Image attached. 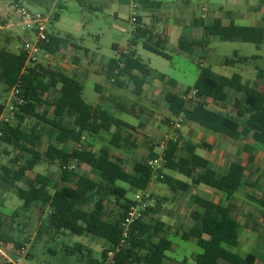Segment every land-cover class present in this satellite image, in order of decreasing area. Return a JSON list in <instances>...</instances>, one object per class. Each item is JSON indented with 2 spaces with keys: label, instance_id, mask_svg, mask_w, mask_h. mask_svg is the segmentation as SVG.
Listing matches in <instances>:
<instances>
[{
  "label": "trees",
  "instance_id": "obj_1",
  "mask_svg": "<svg viewBox=\"0 0 264 264\" xmlns=\"http://www.w3.org/2000/svg\"><path fill=\"white\" fill-rule=\"evenodd\" d=\"M26 4L38 5L50 11L57 0H23ZM144 6L159 2L140 0ZM56 15L55 19H58ZM140 21V19H139ZM6 24L0 16V26ZM205 38L201 40H181L179 48L190 53L196 47L205 48L210 39L255 44L260 47L264 43V26L224 25L216 19L212 25L204 26ZM136 38L144 40V48L162 57H169L163 51L166 40L153 30L137 27L134 30ZM50 41L42 43L41 48L51 56L58 55L69 42L55 33H49ZM78 49V46H75ZM255 58V57H253ZM252 58L239 56L227 58L225 66L235 67L240 63H248ZM122 63L120 73L111 84L118 88H125L127 79L134 83V94L141 97L148 77H154L162 82L166 75L149 68L138 57L137 50L131 48L128 53H121L118 58L111 59L108 64L107 75L111 79L113 70ZM264 80V69L258 71L255 81L243 82V77L235 73L232 77H225L211 68L202 67L198 80L193 88L198 90L200 98L195 104L186 105L180 95L170 91L165 94V102L174 117L185 115L186 123H195L206 130L229 137L235 141L246 142L243 146L247 153L246 165L239 161H232L228 168L220 170L214 163L197 154L199 146L181 135L179 142H172L165 155L164 170L160 171L163 178L160 182L172 192L190 193L193 187L207 186L223 194L227 205L223 206L212 200L192 195L196 209L192 212V219L200 223L178 236L185 242L194 241L202 249L195 253L193 260L196 264H257V260L264 262V256L256 252L245 256L235 250L240 245L241 224L234 218L236 209V195L246 187H255L247 178V172L252 171L255 163L257 145H264V91L259 89V82ZM176 86L172 79L168 81ZM0 85L4 87V94L16 85L20 86L24 103L18 106L15 118L16 124L4 127L5 135L0 138L2 144L12 146L21 151V156L10 160V166L3 167V180L15 188V193L23 202L24 210L40 207L42 212L48 211L43 220L38 237L49 235L51 238L67 236L68 234L83 237L86 234L103 239L108 248L102 252V258L96 260L89 255L88 264H172L169 252L173 250L174 240L170 238L168 225L160 219L150 218L154 207L148 209L142 220L132 225L124 239L123 219L127 210L134 204V197L129 198V189L137 193L149 192L153 181V171L147 160L156 156L151 152L142 163L141 168L135 165L133 172H129L121 159H114L110 148L100 149L98 153L92 150L90 142L104 134H112L110 144L123 151L137 149L138 139L132 134L127 136L123 132L134 131L135 128L124 121L115 118L106 106L110 95L103 94L100 102L92 106L83 98L84 84L77 75L70 76L59 68L38 63L26 66L25 56L14 53L7 48H0ZM102 90L101 86L96 87ZM189 88L187 91H190ZM243 94V99L235 100L234 108L237 116L221 113L211 109L205 99L212 98L215 102L227 103L230 92ZM55 96V101L47 103L45 96ZM1 100V97H0ZM120 107L122 112L134 113ZM5 106L0 104V115ZM36 118L45 127L44 134L27 129L24 124L27 119ZM169 122L171 119H168ZM72 123H71V122ZM48 137L50 142L46 150L38 148V144ZM252 141L255 145L247 143ZM68 142L78 143L80 147L67 148ZM264 149V147H263ZM3 153V152H2ZM59 164L61 181L58 187L52 178L37 174L35 179L27 178L28 172H34L42 162ZM77 162L90 169L89 175L78 174L74 169L67 168ZM18 166V169H14ZM164 171L175 172L187 179H177ZM26 182V187L17 183ZM119 183L129 187L126 188ZM135 194V195H136ZM248 198L258 204L264 214V197ZM106 199H114L120 214L116 218L106 215ZM1 203L0 205H2ZM157 204L160 202L157 199ZM16 214V213H14ZM0 221V231L2 230ZM124 240V241H123ZM5 243L9 239L2 240ZM123 242V243H122ZM17 248H24L23 243L16 242ZM82 244L73 248H66V253L75 254L82 251ZM109 252L114 256L110 259ZM181 264H187L184 261Z\"/></svg>",
  "mask_w": 264,
  "mask_h": 264
},
{
  "label": "rangeland",
  "instance_id": "obj_2",
  "mask_svg": "<svg viewBox=\"0 0 264 264\" xmlns=\"http://www.w3.org/2000/svg\"><path fill=\"white\" fill-rule=\"evenodd\" d=\"M135 1L57 0L50 10L52 17L48 24V30L50 33L58 34L61 37H69V42L58 55L50 58V64L41 62L53 68H59L70 76L77 75L84 84L83 98L92 106L100 102L103 94L110 95L106 102L107 108L115 118L135 128L134 131L127 130L128 132L124 131L123 134L127 136L130 133L133 139L134 137L137 138L139 147L132 151L114 148L110 144V140L112 134L117 132L116 128H113L111 133L104 134L94 141L90 140V142L93 144L92 150L96 153L100 149L110 148L113 158L121 159L129 172L134 171L136 164L141 168L139 165L144 163L151 152L156 153L157 143L161 135L170 130L168 119L175 120L176 117L168 112V106L164 99L167 90L170 88L169 85L163 84L154 77H149L148 83L154 82L161 85L158 89L159 96L156 102L153 103L147 96H151L155 92L152 85H148L145 97H137L134 94V83L127 79H125L126 87L123 89L110 83L107 70L111 59L120 57L123 51H128L131 48L136 49L138 57L150 69L177 81V86L174 89L177 94H182L188 87H194L202 67L211 68L214 72L229 77L239 73L247 81H254L258 71L264 69V43L257 47L255 44L242 41L215 40L210 42L205 49L199 48L187 53L179 48L180 35L173 34L169 42L162 48L169 57H162L145 49L144 40L136 38L134 34L136 25L132 21L135 12L138 16H144L145 9L141 6L140 0L138 1L140 5L137 4L139 8L134 9ZM160 1L169 4L173 0ZM174 2L182 8V11L194 9L195 14L199 15L198 5L201 2H206V0H193L191 4H186L182 0H174ZM215 2L216 0H209L212 9L215 7L213 6ZM256 4L260 9H264L262 0H257ZM27 6L33 13L45 14L47 12L38 5L27 4ZM163 8L166 9L165 5ZM164 9L161 8L160 11ZM56 15H59L58 19H55ZM0 16L6 24L9 23L7 20L10 16L11 23L14 25L9 27V30L0 29V48H7L14 53H19L20 50L17 45L22 43L23 38L32 36L23 31L22 26H20V15L10 9L8 0H0ZM260 25H264V22L261 21ZM164 28H166V24H160L155 30L161 33L164 32ZM186 33L189 34L187 31ZM75 46H78V49ZM236 53L239 56L252 59L248 63H240L235 67L225 66V59L235 58ZM97 86H101L102 90H98ZM10 91L4 94V87L0 85V104L7 105ZM54 97L48 94L45 96V100L49 104L56 100ZM134 103L138 105L135 107L134 113H125L122 112V108L120 109V107H125L132 111ZM209 107L233 117L236 115L233 98L227 104L212 101L211 104L209 103ZM11 124H16L15 119ZM24 127L44 134L46 126L36 118H29ZM186 127L188 124L183 127L185 132L183 130L181 132L183 138L198 144L200 149H198L197 154L206 157V150L209 149L204 147L203 143H209L210 137L205 136L201 128L189 127L186 129ZM49 142V138L45 137L38 144V148L42 151L46 150ZM215 145H219V148L222 146L229 147L234 152H232L234 155L224 154V158L240 162L245 160L242 157L243 141H228L224 136H221L214 141L213 148ZM66 146L69 149H75L77 145L74 142H68ZM263 147L264 145H259V148L263 149ZM20 153L21 151L12 146L5 144L0 146V204L3 203L0 205V221L2 223L0 248L15 264H88L89 255L100 260L102 252L108 248V244L103 239L93 235L86 234L79 237L68 234L56 238H51L49 235L38 237V230L43 220L47 218L48 211L42 212L38 206L24 210L23 202L15 193V188L3 180V167L10 166V160L21 156ZM221 153L222 150L217 149V155L220 156ZM260 163H263V167L262 165L259 166L252 178V182L256 183L257 186L242 189L235 199L234 215L241 223V244L235 251L243 256L252 252L264 255V214L258 204L248 198V195L257 198L264 197V157H261ZM14 169H18V166H14ZM75 171L81 175L90 174V169L84 165L78 166ZM164 173L187 181L185 177L175 172L164 171ZM37 174L49 176L58 187L63 185L59 164H50L44 161L34 172H28L27 178L35 179ZM248 174L249 176L252 175ZM119 184L129 189L127 185ZM17 186L26 187V182L17 183ZM207 189L211 188L201 185L200 188L193 187L188 194L174 193L166 185L156 180L152 182L149 193H156L158 197L152 196L155 206L150 218H157L165 222L169 227L170 238L175 243L173 250L169 252V259L167 260L169 263L181 264L187 261V264H196L193 255L201 253L202 249L194 241L185 242L178 235L198 225V222L192 219V212L196 209L191 198L192 195L199 194L209 197L211 200L220 201L217 193ZM135 194L136 191L129 189V198H133ZM157 199L160 202L159 205ZM105 204L108 218L119 216V207L114 199H106ZM5 239H9L10 242L4 243L2 240ZM16 242L23 243L24 248H17ZM6 244L11 245L5 249ZM78 244L83 245L82 251H75V254L66 253L67 247L73 248ZM9 259H6L0 252V264H10Z\"/></svg>",
  "mask_w": 264,
  "mask_h": 264
},
{
  "label": "crops",
  "instance_id": "obj_3",
  "mask_svg": "<svg viewBox=\"0 0 264 264\" xmlns=\"http://www.w3.org/2000/svg\"><path fill=\"white\" fill-rule=\"evenodd\" d=\"M138 1L139 0L135 1L136 4H138V5L141 4V6H143V8L145 9V15L139 16L140 23H142L144 25V27L153 30L156 34L161 35L166 40V44L169 42V40L173 34L180 35L179 43L181 40L193 41V40L204 39L205 38L204 26L212 25L216 19L221 20L223 22V24L227 25V26H229V25L253 26V27L264 26V25H260L261 21L264 22V9L263 8L260 9L257 6V4H256L257 0H216L215 4L213 5V6H215L214 9H212V7L209 3V0H206V2H201L198 5L199 15L195 14L194 9H190V11H182V8L179 7L177 5V3L174 2V0L171 1V3H169V4H164V2H162L160 0H149L151 2H159L160 3L159 6H155L153 4H150V6H144L142 3L139 4ZM182 1L185 2L186 4H191L193 2V0H182ZM262 2L264 3V0H262ZM164 5H165L166 9L163 8ZM161 8L164 10L160 11ZM203 9H205L206 11H204ZM160 24H166V28H164V32H161V33L157 32L155 30L156 27H158ZM186 31L189 32V34H187ZM215 40H216L215 38H211L210 42L215 41ZM116 48L119 50L118 47H116ZM199 48L203 49L201 47H196V48H194L193 51H195L196 49H199ZM222 76H225V75H222ZM198 77H199V75H198ZM225 77H229V76H225ZM148 78H147V80H148ZM170 79H172V78H169L166 75V81H164V82L161 81V82L163 84L169 85L170 88L167 90V92L172 91L175 94H177L174 91L175 87L177 86V81L172 79L176 82V86L173 87L170 84H168V81ZM147 80H146V84H145L146 89L144 86L143 94L141 97H143V96L145 97L147 95L148 85H152L153 90L155 92L153 95H151V96L147 95V96H148L149 100H151L153 103H155L158 96H159V90L158 89H159V87H161V85H159L158 83H154V82L148 83ZM197 80H198V78H197ZM197 80H196V82H197ZM246 81L247 80H245L243 78V82H246ZM196 82H195V84H196ZM189 88H191V87H188L187 89H185V91H187ZM259 89L261 91H264V80L259 82ZM182 94H177V95L181 96ZM229 94H230L229 100H231L233 98L234 102H235V100L243 99V97H244L242 93H238L236 91H231ZM212 101H214L212 98L205 99V102L206 103L208 102V105H209V103L211 104ZM216 103L223 104V102H216ZM232 103H233V101H232ZM166 105L168 106L167 103H166ZM168 110H169V108H168ZM215 111H217V110H215ZM168 112H170V111H168ZM218 112H221V111H218ZM221 113H225V112H221ZM236 116H237V111H236V115L234 117H236ZM186 124H188V127H186V129L187 128L189 129V127L190 128H201L204 131L205 136L210 137L208 140L209 143H206V142L203 143V146L206 147L207 149H209V150H206V149L202 148V149L206 150V153H207V156L204 158H206L209 161H211L212 163H214L218 169L228 168V166L230 165V163L233 160H229L226 157L224 158L223 155L224 154L234 155L233 154L234 152L231 149H229V147L222 146L221 148H219L220 144L215 145V147L213 148L214 141H216L217 138H220L223 135L210 132V131L206 130L205 128H203L200 125L195 124V123H190V124L186 123ZM183 131L185 132V130H183ZM181 135H182V133H181ZM225 138L228 141L229 140L235 141L229 137H225ZM217 142H219V141H217ZM245 143L246 142H244V145H245ZM247 143H250L253 146L255 145L251 140ZM194 144H196V143H194ZM243 146H242V148H243ZM198 149H200V148H198ZM217 149L222 150V153L220 154V156L217 155ZM255 155H256V159H255V163H254V166L252 168V171L247 172V178L250 181H252V178L254 177V173L256 172L258 167L261 165L263 167V163H260V159H261V157H264V149L259 148V145H257V151L255 152ZM242 157L245 160L241 163H243V165H246L247 153L244 151V148L242 150ZM248 173H250L252 175L249 176ZM177 179H179V178H177ZM199 188H200V186H199ZM207 190L217 193L218 197H220V201L216 200V199H214L215 201L214 200H212V201H214L218 204H221L223 206L227 205V202L225 201L223 194H221L220 192L213 190V189L212 190L207 189ZM174 193H176V192H174ZM219 193H220V195H219ZM194 195H199V194H194ZM151 196L158 197L156 195V193H152ZM199 196L211 200V198H209V197L202 196V195H199ZM153 202H154V200H153ZM233 216H234V218H236L234 213H233ZM199 225H200V223H198V225H195V226H199ZM240 244H241V241H240ZM8 245H11V244H6L4 248L7 249ZM0 252L6 259H9L8 256L6 255V253L1 248H0ZM8 262L10 264H15L11 259H9ZM257 264H264V262L261 260H257Z\"/></svg>",
  "mask_w": 264,
  "mask_h": 264
},
{
  "label": "built area",
  "instance_id": "obj_4",
  "mask_svg": "<svg viewBox=\"0 0 264 264\" xmlns=\"http://www.w3.org/2000/svg\"><path fill=\"white\" fill-rule=\"evenodd\" d=\"M10 3V9L19 14L21 18L20 26H22L23 31L29 36L22 39V43L17 45V48L25 56L26 66H34L38 63L44 61L47 64H50V58L53 56L47 54L42 50L41 44L48 43L49 30L48 24L51 21V11H47L45 14L42 13H33L23 0H8ZM138 5L134 4V9H138ZM206 11L205 9H203ZM9 23L6 25L0 26V29H7L14 26L11 23L10 16H8ZM133 23L137 27L144 28V25L140 23L139 16L136 12L132 17ZM11 23V24H10ZM129 51V50H128ZM128 51H123V53H128ZM119 67L113 70V76L109 79L110 83L115 81L116 76L120 73V68L122 63L118 64ZM182 99L185 101L186 105L195 104L200 100L198 97V90L192 88L190 91H185L181 95ZM24 103V98L21 93L19 85H16L10 91V96L8 103L5 106L4 111L0 115V138L5 135L4 127L11 124L12 121L16 118L18 106ZM185 115H180L176 117L175 120L169 122V132L162 134L156 148V156L148 160V165L153 171V180H157L159 177L163 178V175H160V171L164 169L165 164V155L169 149V146L172 142H179L181 138V131L183 130L184 125L186 124ZM76 148L80 147L78 143H75ZM78 167L77 162L67 166L70 169H76ZM154 202L152 196L149 192L137 193L134 196V204L130 206L127 210L126 215L123 219L122 225L124 227V239L128 236V231L133 224L143 219L144 214L148 209L153 208ZM124 241V240H123ZM123 243V242H122ZM109 256H114L113 252L108 253ZM111 258V257H110Z\"/></svg>",
  "mask_w": 264,
  "mask_h": 264
}]
</instances>
